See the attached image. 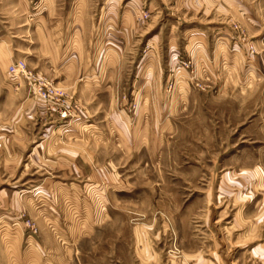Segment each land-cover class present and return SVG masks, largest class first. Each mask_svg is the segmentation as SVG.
<instances>
[{
	"label": "rangeland",
	"instance_id": "1",
	"mask_svg": "<svg viewBox=\"0 0 264 264\" xmlns=\"http://www.w3.org/2000/svg\"><path fill=\"white\" fill-rule=\"evenodd\" d=\"M0 264H264V0H0Z\"/></svg>",
	"mask_w": 264,
	"mask_h": 264
},
{
	"label": "built area",
	"instance_id": "2",
	"mask_svg": "<svg viewBox=\"0 0 264 264\" xmlns=\"http://www.w3.org/2000/svg\"><path fill=\"white\" fill-rule=\"evenodd\" d=\"M183 65L188 68L189 64L186 62H183ZM8 74L12 76V78H14V80L19 79L21 76L25 75L27 72V68H26V64L24 62V60H15L13 62H11L8 65Z\"/></svg>",
	"mask_w": 264,
	"mask_h": 264
}]
</instances>
